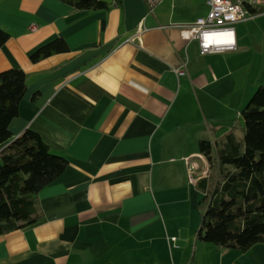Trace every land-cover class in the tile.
<instances>
[{"label": "crops", "instance_id": "crops-1", "mask_svg": "<svg viewBox=\"0 0 264 264\" xmlns=\"http://www.w3.org/2000/svg\"><path fill=\"white\" fill-rule=\"evenodd\" d=\"M106 1L0 0V70L20 67L27 80L10 129L37 131L67 160L38 193V219L0 233V264H264V241L203 242L194 214L217 171L199 140L241 136L242 107L264 83V9L234 23L233 49L201 52L168 24L205 15L206 0H162L149 13L144 0ZM57 36L67 50L30 59Z\"/></svg>", "mask_w": 264, "mask_h": 264}, {"label": "trees", "instance_id": "trees-1", "mask_svg": "<svg viewBox=\"0 0 264 264\" xmlns=\"http://www.w3.org/2000/svg\"><path fill=\"white\" fill-rule=\"evenodd\" d=\"M74 9L108 7L106 0H62ZM255 5V4H254ZM247 5L251 13L263 5ZM9 32L0 26V46ZM69 48L57 36L33 50L32 61ZM27 88L20 67L0 70V233L35 222L40 216L39 191L64 169L67 160L52 151L39 133L25 128L14 135L11 120ZM242 135L228 130L219 139L199 140V150L217 171L203 189L198 238L223 248L245 250L264 241V83L241 110Z\"/></svg>", "mask_w": 264, "mask_h": 264}, {"label": "built area", "instance_id": "built-area-1", "mask_svg": "<svg viewBox=\"0 0 264 264\" xmlns=\"http://www.w3.org/2000/svg\"><path fill=\"white\" fill-rule=\"evenodd\" d=\"M162 0H144L147 13L151 12ZM256 0H206L208 10L205 15L195 17L191 21L169 23L179 29V36L184 44L191 40H197L201 52L224 51L235 47L234 23L246 19L251 12L247 5L253 6ZM35 22H31L29 29H36ZM145 17L143 16L135 30V36L138 38L137 45L144 47L142 42V32L146 29ZM130 39V38H129ZM131 40V39H130ZM187 56L183 59V65L176 68L177 73H183ZM188 177L191 182H195L198 168L197 162L190 156L184 157ZM169 239L174 240L175 236ZM109 264V263H107ZM160 264H175L173 261Z\"/></svg>", "mask_w": 264, "mask_h": 264}, {"label": "rangeland", "instance_id": "rangeland-1", "mask_svg": "<svg viewBox=\"0 0 264 264\" xmlns=\"http://www.w3.org/2000/svg\"><path fill=\"white\" fill-rule=\"evenodd\" d=\"M254 92V91H253ZM252 95V93L249 95V97ZM248 97V98H249ZM247 98V99H248ZM202 195L199 197L200 199H199V203H198V210H196V212H194V214L196 215V216H199V222H200V217H201V211H202V207L201 206H203V205H201L202 203H200L201 201V199H202Z\"/></svg>", "mask_w": 264, "mask_h": 264}]
</instances>
